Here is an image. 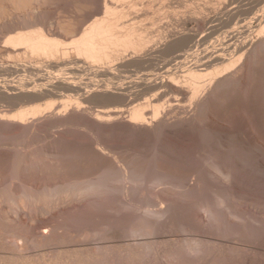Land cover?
Wrapping results in <instances>:
<instances>
[{
    "label": "rangeland",
    "instance_id": "rangeland-1",
    "mask_svg": "<svg viewBox=\"0 0 264 264\" xmlns=\"http://www.w3.org/2000/svg\"><path fill=\"white\" fill-rule=\"evenodd\" d=\"M222 1L0 0V264H264V48L257 44L261 22L264 25V0H225L224 9ZM103 3L123 13L119 23L141 28L151 42L149 47L163 38L161 42L174 45L163 53L166 56L140 69L118 67L115 77L101 81L83 73L56 77V69L25 71L21 67L26 65H20L28 58L16 57L5 48L6 30L17 21L15 26L25 27L37 20L45 30L50 28V34L69 43L87 22L104 16ZM185 15L193 20L185 17L186 21ZM179 18L184 19L182 24ZM2 24L8 27L1 30ZM186 29L190 35L179 37L186 35ZM233 57L247 61L239 77L242 82L235 74L237 82L212 87L217 78L211 81L213 69L226 75L222 66ZM12 63L18 65L17 70L8 69ZM200 70L206 78L196 80L192 75ZM43 73H49L47 78L42 79ZM158 77L187 84L185 90L198 84L196 99L164 86L153 91L135 84ZM191 78L196 82L186 81ZM121 83L119 93L127 102L116 99L109 109L85 95ZM207 86L212 87V94ZM21 90L41 93V97L14 100L11 95ZM162 91L154 103L152 92ZM70 98L80 100L79 112L68 103ZM149 98L164 107L156 117L162 119V128L135 133L124 126L102 125L121 117L128 120L131 106L150 102ZM46 101L53 104L40 115L43 118L38 117L40 125L37 117L27 119V126L21 124L26 129L11 123L19 107ZM64 102L70 110L66 114ZM102 108L121 113L104 123L95 115ZM150 109H144L146 118ZM62 113L66 120L59 119ZM36 123L40 127L29 128ZM129 168L144 170L149 181L143 180L137 190L121 181L116 194L98 198L65 188ZM156 171L177 183V191L186 195L176 196L165 192L161 184H151ZM140 218L156 224L153 232ZM90 255L95 259H89Z\"/></svg>",
    "mask_w": 264,
    "mask_h": 264
},
{
    "label": "bare ground",
    "instance_id": "bare-ground-1",
    "mask_svg": "<svg viewBox=\"0 0 264 264\" xmlns=\"http://www.w3.org/2000/svg\"><path fill=\"white\" fill-rule=\"evenodd\" d=\"M94 1V0H93ZM106 1V0H105ZM123 1V0H122ZM174 1V0H173ZM176 1V0H175ZM224 1L223 0L222 2V7L224 9ZM232 1V0H231ZM84 2V1H83ZM170 2V1H169ZM221 2V1H220ZM177 3V2H176ZM181 3V2H180ZM209 3V2H208ZM36 4V3H35ZM104 5L102 6L103 7V14L104 16L103 17H99V18H93L92 21H90L89 23L87 22L86 25L79 29L78 32L73 35L70 39V42L69 43H65L64 40L60 39L59 37H57L55 34H50L49 31L48 32V29L50 28H47V30H45V27L42 23H39V22H33L29 21V23H27L29 26H24L23 25H17V22H15L16 24L14 25V23L11 24V26L13 25V27H8V29L6 30V37H5V41H3L5 43V48H8L9 52H12L14 53L13 55L16 56V57H19L20 55L23 56V58H28V60H26L24 62V64L22 63L20 66L22 65H26L24 67H21L23 68V70L25 69V71H28L30 72L32 69H35V68H40L42 70L44 69H56V71L58 73H56L54 76L56 77H68L70 74H74V73H83L84 75H93L92 77H94L93 80H95V78H99L97 79L98 81H101V80H106V79H103L102 77H108V79H112L113 77H115V72L117 70L118 67H122L123 69L124 68H127V67H143L144 65H146L149 61H152V59H156V57L160 56L161 55H165L163 53H165V51L171 47L173 44V41L172 42H168L166 41V43H163L161 41H157L155 42L154 41V45L149 47L147 44H149L148 42H150L146 36L143 35V31L141 32V28L135 26L133 23H125V24H121L119 23V19H121L123 17V13H119L115 10V8L113 7H110L108 6L106 3H103ZM170 5V4H169ZM228 5V4H227ZM174 6V5H173ZM202 6V5H201ZM210 6V4L208 5ZM136 7V6H135ZM206 7V6H205ZM216 7V6H215ZM220 7V8H222ZM225 7H226V4H225ZM96 8V7H95ZM198 8V7H197ZM204 8V7H203ZM219 8V7H217ZM227 8V7H226ZM117 9V8H116ZM205 9V8H204ZM215 9V8H214ZM208 10V8H207ZM211 10V9H209ZM218 10V9H217ZM221 10V9H220ZM177 11V10H176ZM197 11V10H196ZM205 11V10H204ZM185 12V11H184ZM222 12V11H221ZM176 13V12H175ZM197 13V12H196ZM199 13V12H198ZM216 13V11H215ZM201 14V13H200ZM212 14V13H211ZM218 13H216L215 15H217ZM187 15V14H186ZM184 16V18L188 17V16ZM189 15V14H188ZM195 15V14H193ZM206 15V14H205ZM208 15V14H207ZM206 15V16H207ZM33 16V15H32ZM31 16V17H32ZM94 16V15H93ZM111 16V17H109ZM214 16V15H213ZM37 17V16H36ZM139 17V16H138ZM179 17V16H178ZM183 17V16H181ZM190 17V18H189ZM188 17V19H192L191 15ZM202 17V16H201ZM209 17V16H208ZM173 18V17H172ZM176 18V17H175ZM185 18V20L187 21V19ZM200 18V17H199ZM206 18V17H205ZM19 19V18H18ZM33 19V18H32ZM39 19V18H37ZM177 19V18H176ZM180 19V18H179ZM183 19V18H182ZM181 20V19H180ZM184 20V19H183ZM180 22V24H182V21ZM190 20V21H191ZM21 21V20H20ZM24 21H27L24 19ZM176 21V20H175ZM194 21L197 23H199V20L198 19H194ZM193 21V22H194ZM10 22V21H9ZM22 22V21H21ZM20 22V23H21ZM185 22V21H184ZM192 22V21H191ZM205 22V21H204ZM264 22V21H263ZM8 23V22H7ZM11 23V22H10ZM19 23V22H18ZM156 23V22H155ZM177 24V23H176ZM186 25V23H183ZM187 24L189 25V23L187 22ZM194 24V23H193ZM201 24V22L199 23ZM6 25V24H5ZM4 25V26H5ZM169 25V24H168ZM3 24H2V28L1 30H4L5 28H7L5 26V28L3 29ZM187 26V25H186ZM259 26V25H258ZM171 28V27H170ZM186 28V27H185ZM164 29V28H163ZM259 29V28H257ZM168 30V29H167ZM170 30V29H169ZM177 30V29H176ZM187 30V29H186ZM190 30V29H189ZM173 31V30H172ZM171 31V33H172ZM259 32L258 36L259 38H257V44H261L262 47L264 48V25L260 24V29L258 30ZM4 32V31H3ZM1 33V31H0ZM5 33V32H4ZM54 33V32H52ZM188 33V30L186 32V35H183V33L180 35L179 37H183V38H187L189 34ZM195 32L192 31V34H194ZM255 33V32H254ZM176 34V35H177ZM146 35V34H145ZM3 36V35H2ZM149 36V35H148ZM147 36V37H148ZM175 37V36H174ZM192 37V36H191ZM4 38V36H3ZM152 39V37H151ZM161 39V38H160ZM69 40V39H68ZM251 40V39H250ZM254 40V39H253ZM1 41V40H0ZM67 41V40H66ZM178 41V40H177ZM165 42V41H164ZM151 43V42H150ZM174 43L176 44V42L174 41ZM184 43V42H183ZM249 43V42H248ZM153 44V43H152ZM256 43H252L250 44L253 45L252 47L255 46ZM230 46V45H229ZM4 48V49H5ZM261 48V47H260ZM253 49V48H252ZM170 51V50H169ZM258 51V50H257ZM7 52V51H6ZM8 53V52H7ZM6 53V54H7ZM167 53H169L167 51ZM172 53V52H171ZM242 53V52H241ZM245 53V52H244ZM247 54V52H246ZM253 54V53H252ZM236 55H240V54H236ZM245 55V54H244ZM250 55V54H249ZM166 56V55H165ZM248 56V55H246ZM251 56V55H250ZM241 57V56H240ZM159 58V57H158ZM175 58V57H174ZM238 57H233L232 59H236ZM243 58V57H242ZM242 58H240L242 60ZM16 59V58H15ZM230 59V60H232ZM244 59V58H243ZM229 60V61H230ZM233 60V61H234ZM238 60V62H237ZM116 61V62H115ZM231 61L230 64L227 63L226 65V62L225 64L222 66L223 68V71H227L226 75L224 73V75L222 76L220 73V70L216 71L215 72V68L213 69L214 72L213 74L210 75L212 76V79H216L214 80V84L212 82V87L214 85V87H222V86H225L227 84H232L231 82H233L234 80H237L240 79L239 77L241 76L242 77V74L244 73L245 71V68L246 67V62H240L239 61V58L236 59V61ZM243 61V60H242ZM115 62V63H114ZM228 62V61H227ZM233 62V63H232ZM150 63V62H149ZM13 64V63H12ZM222 64V63H221ZM14 66H8V69L13 71V70H17V68H15V65L18 66L17 64H13ZM179 65V64H178ZM200 65V64H199ZM148 67V66H147ZM216 67V66H215ZM44 68V69H43ZM129 68V69H130ZM139 68V69H140ZM137 69V68H136ZM122 69H120L121 71ZM197 70V69H196ZM55 71V70H54ZM124 71V70H123ZM127 71V69H126ZM125 71V72H126ZM138 71V69H137ZM188 70H186L187 72ZM193 71L192 73H194L195 70H191L190 69V72ZM198 71V70H197ZM196 71V72H197ZM201 71V70H200ZM222 71V70H221ZM230 71V72H229ZM10 72V71H9ZM183 72V71H182ZM185 73V71H184ZM189 73V72H188ZM198 73V72H197ZM193 74L192 76L194 78L197 79H200V78H204L205 74H203L204 72H199L198 74ZM202 73V74H200ZM49 74V73H48ZM47 73H43L42 75V79L44 78H47ZM191 74V73H190ZM223 74V73H222ZM235 74H237V78H235ZM81 75V74H80ZM170 75V74H169ZM187 75V74H186ZM209 75V77H210ZM221 75V77H220ZM188 76V75H187ZM191 76V77H192ZM214 76V77H213ZM245 76V75H244ZM90 77V76H88ZM172 77V76H171ZM169 77V80L164 78V77H158V78H154V79H149V78H143V79H139L137 81V83L135 84H139V85H143L146 87L147 90H153L155 88H158L159 87H166L170 90H175L177 92V94H186L187 97H190V98H194L199 88V85H195L193 83V85L191 86V89L189 90H185V86L187 85H178V82L177 84L174 83V80H170ZM189 77V76H188ZM208 77V78H209ZM219 77V78H218ZM167 78H168V75H167ZM194 78H191L189 80H186V81H192L193 80L195 81ZM206 78V76H205ZM206 79V80H209L210 79ZM82 79V78H81ZM79 80V79H78ZM241 80V79H240ZM243 80V78H242ZM241 80V82H242ZM60 81V80H59ZM58 81V82H59ZM186 81L184 83H186ZM57 82V83H58ZM135 81H130V83H134ZM196 82V81H195ZM199 82V81H198ZM197 82V83H198ZM235 82V83H236ZM52 83H55V85L57 84L56 82H52ZM65 82L63 83H60V84H64ZM189 83V82H188ZM201 83V82H199ZM205 83V82H204ZM203 83V84H204ZM190 84V83H189ZM202 84V83H201ZM210 84V83H209ZM42 85V84H41ZM65 85V84H64ZM90 85V84H89ZM129 85V84H128ZM127 85V86H128ZM205 85V84H204ZM208 85V84H207ZM45 86V85H44ZM52 86V85H51ZM84 86V85H83ZM100 88L102 85H99ZM124 86V85H123ZM126 86V85H125ZM188 86V85H187ZM2 87V86H1ZM202 87V85H201ZM208 87V86H207ZM212 87H210L212 89ZM217 87V88H218ZM123 87H122V83L119 84L118 87H105L104 89H100V90H94V91H89V92H85V95L87 96H90L91 99L94 98L95 100L98 99L100 102L103 103L104 106H110V102H115L119 99H125L126 96L123 95V94H120L119 93V90H121ZM206 87H204L205 89ZM210 88L208 87V91L210 92ZM61 90V89H60ZM201 90V89H200ZM216 88L213 89V91H215ZM47 91V90H46ZM54 91V90H53ZM71 91V90H70ZM188 91V92H187ZM199 91V90H198ZM207 91V92H208ZM217 91V90H216ZM44 92V91H43ZM61 92V91H60ZM79 92V91H78ZM124 92V90H123ZM211 94L213 93L212 91L210 92ZM10 94V93H9ZM41 94V93H40ZM40 94H37L36 92H33V91H28V90H21V91H17L15 92V94L11 95L12 98L14 100H22L23 102H29L31 100H36L38 99L40 96ZM58 94V93H57ZM166 94V93H165ZM202 94V92H201ZM150 95V94H149ZM153 95L151 98V100L156 103L155 101H157L160 97L163 96V91L162 92H157L155 94H152ZM189 95V96H188ZM200 95V94H199ZM203 95V94H202ZM10 95L6 96V98H11L9 97ZM141 96V95H140ZM197 97V96H196ZM195 97V99H196ZM210 97V95H209ZM69 97H67L68 99ZM141 98V97H140ZM148 98V97H147ZM175 98V97H174ZM199 98V97H198ZM208 98V97H207ZM49 99V98H48ZM72 102H71V100ZM68 101V103H73L74 107L77 109V111L79 112V108H80V100H75V102H73V98H70ZM92 99V100H94ZM117 99V100H116ZM188 99V98H187ZM205 97L204 98H200L198 99L197 101H199L197 103L198 104H202L203 101H204ZM97 100V101H98ZM150 100V98H149ZM148 100V101H149ZM150 100V102H146L144 104H140V105H136V107L131 106V109L128 110V120L124 119V118H120V116H123L122 114L119 116L120 119H118L117 122H114L113 124H103L102 125H105V127L108 125V127H114V126H121V129H123L124 127L125 130L129 129L130 132H149V131H152L153 129L154 130H157V129H160L164 126V123L161 121V120H157L156 117L159 114L162 115V111L164 109L163 105L162 104H154L152 103ZM176 100V99H175ZM194 100V99H193ZM208 100V99H207ZM43 101V100H42ZM52 101V100H50ZM47 104L48 102L46 101L45 104L43 105H37L33 107V104L32 103H29V104H32V106H28V103L25 105H23L22 107H29V108H26V109H17L19 110L18 112L16 111V113H14V115L12 114L11 115V123L13 122H17L19 123L20 125L21 124H25V126H27V119L29 118H36V122H39L40 119L38 117H40V115H42L44 112H46L47 110L51 109V105L50 104H53L50 103ZM98 101V102H99ZM125 101V100H123ZM45 102V100H44ZM57 102V101H56ZM99 102V103H100ZM122 102V101H121ZM127 102V101H125ZM158 102V101H157ZM179 102V101H178ZM62 103V102H61ZM67 102H64V106H63V111L65 112V110L67 109L66 108V105L68 104ZM98 103V104H99ZM139 103V102H138ZM15 104V103H14ZM62 104V105H63ZM108 104V105H107ZM117 104V103H116ZM130 104V103H129ZM133 104V103H132ZM17 105V104H16ZM101 106L104 108V106ZM13 106V105H12ZM15 106V105H14ZM146 106L150 107V112L149 115H150V118H146L145 115L147 114L146 111L144 110L146 108ZM16 107V106H15ZM180 107V106H179ZM73 108V107H72ZM97 108V107H96ZM102 108V109H103ZM103 109V110H100L99 112H97L95 115L96 116H99L100 120H102L104 123H108L111 116H116L118 114H120L121 112L119 110H106ZM115 108V106L113 107ZM130 108V107H129ZM189 108V107H188ZM93 109V108H92ZM101 109V108H100ZM109 109V108H107ZM149 109V108H148ZM190 109V108H189ZM197 109V108H196ZM62 111V108L60 109ZM69 110V109H67ZM84 110V109H83ZM59 111V110H58ZM56 112V111H55ZM70 112V110H69ZM75 112V111H74ZM85 112V111H84ZM83 112V113H84ZM179 112V111H178ZM48 114V113H47ZM46 114V116H47ZM66 114V112H65ZM65 114L62 113L61 116H64ZM76 114V113H74ZM124 114V113H123ZM126 114V113H125ZM56 115V114H54ZM59 115V114H58ZM51 116V115H49ZM68 116V114H67ZM71 116V114H70ZM95 116V117H96ZM44 117V116H43ZM43 117H40V118H43ZM60 117V116H59ZM69 117V116H68ZM77 117V116H76ZM80 117V116H79ZM102 117H107L109 119H104ZM112 117V119H113ZM117 117V116H116ZM114 117V118H116ZM124 117V116H123ZM166 117V116H165ZM6 118V117H5ZM47 118V117H46ZM50 118V117H48ZM71 118V117H70ZM118 118V117H117ZM59 119H64L66 120V116L64 117H60ZM89 119V118H88ZM117 120V119H116ZM181 120V119H180ZM196 120V119H195ZM42 121V120H41ZM62 121V120H61ZM101 121V122H102ZM26 122V123H25ZM44 122V121H43ZM57 122V121H56ZM64 122V121H63ZM68 122V120H67ZM166 122V121H165ZM182 122V120H181ZM187 122V121H186ZM10 123V122H9ZM16 123V124H17ZM30 123V122H28ZM42 123V122H41ZM69 123V122H68ZM110 123V122H109ZM169 123V122H168ZM40 125V122L38 123ZM50 124V123H49ZM173 124V123H172ZM184 124V123H183ZM18 125V124H17ZM36 124L34 125H31L29 128L32 129L33 127H37L39 126ZM64 125V124H63ZM101 125V124H100ZM99 125V126H100ZM110 125V126H109ZM163 125V126H162ZM23 126V125H21ZM124 126V127H123ZM162 126V127H160ZM171 126V125H170ZM185 126V125H184ZM187 126V125H186ZM40 127V126H39ZM43 127V126H42ZM123 127V128H122ZM3 128V127H2ZM24 129H26L27 127H24ZM28 128V129H29ZM120 128V127H119ZM34 129V128H33ZM103 129V128H102ZM153 130V131H154ZM152 131V132H153ZM11 132V131H10ZM25 132V131H24ZM30 132V131H28ZM32 132V130H31ZM147 132V133H148ZM134 134V133H133ZM146 134V133H145ZM151 134V133H150ZM138 135V133L136 134ZM140 135V134H139ZM149 135V134H148ZM146 136V135H145ZM155 163V162H154ZM129 165V164H128ZM134 166V165H133ZM214 169H216L215 166H212ZM111 168V167H110ZM136 169V168H135ZM133 168H129L128 171H115V173H104V175L102 177H99L91 182H87V183H82V182H72L68 185H66V189L68 190H72L71 192H77L76 190H79L81 191V193H85V194H88V195H92V196H95V197H102L104 195H114L116 194L117 192V183L123 181V182H127V184H130V189L132 188L133 190H137V188L139 189V186L144 185V182L143 180H146L145 178V172L143 170V172H140V171H137V169L135 170ZM139 169V168H138ZM148 170V169H147ZM146 171V170H145ZM151 173V172H149ZM148 174V172H147ZM148 179V178H147ZM150 180H151V184L155 185V184H161L164 186V190L165 192L167 191V193H173L174 195H178V196H181V197H184L186 194L184 192H178L179 190L177 189L178 188V185L177 183H173L169 180V177H167L164 173L160 172V171H156L155 173L152 174V176L150 177ZM146 181H149V180H146ZM142 185V186H143ZM129 186V185H128ZM127 186V187H128ZM122 187V186H121ZM150 187V186H149ZM144 188V187H143ZM195 188V187H194ZM128 189V188H126ZM192 189V188H191ZM121 190V189H120ZM178 190V191H177ZM78 191V192H79ZM127 191V190H126ZM132 191V190H131ZM138 193V192H137ZM51 194V191H48L47 192V196ZM123 194V193H122ZM132 194V192H131ZM135 194V193H134ZM140 194V192H139ZM176 195V196H177ZM133 196V195H131ZM137 197V196H135ZM144 201V200H143ZM141 202V201H140ZM147 202V201H146ZM134 203V202H133ZM145 203V202H144ZM143 204V203H142ZM126 206V205H125ZM128 206V205H127ZM135 206V205H134ZM146 207V206H145ZM135 208V207H134ZM166 210V209H165ZM146 211V210H144ZM164 211V210H163ZM166 213V212H165ZM149 215V214H148ZM143 217V216H142ZM145 218V217H144ZM135 219V218H134ZM141 220L143 218H140ZM137 220V219H136ZM141 220H140V223H141ZM146 221V220H145ZM143 219V222L146 223ZM138 222V221H137ZM142 222V225L140 226H143ZM150 222V221H149ZM147 222L148 226H151V229L145 224V227L147 226V229L149 228L150 229V232H153V230L155 229L154 227H156V224L155 223H149ZM136 223V222H135ZM138 224V223H137ZM139 226V227H140ZM144 229V226L142 227ZM154 228V229H153ZM149 229L147 230L149 232ZM153 229V230H152ZM151 242V241H150ZM145 243V242H144ZM139 245V244H138ZM143 245V244H142ZM117 247V246H116ZM104 248V247H103ZM86 250V249H85ZM106 250V248H105ZM62 251V250H60ZM70 252V251H69ZM103 252V251H102ZM139 252V251H138ZM66 253V252H65ZM75 253V251H74ZM136 253V252H135ZM135 253H132L131 255L134 254V256H136L137 254ZM72 255V254H71ZM19 256V255H18ZM76 256V255H75ZM80 256V255H79ZM95 255H93L94 257ZM99 256V255H98ZM92 257V258H93ZM137 257V256H136ZM1 258V257H0ZM23 258V256H22ZM81 258V257H80ZM91 258V255H90V258L89 259H92ZM97 258V257H96ZM95 259V258H93ZM67 260V259H65ZM73 260V259H72ZM75 260V259H74ZM73 260V261H74ZM77 261V260H76ZM98 261V260H97ZM78 262V261H77ZM69 263V262H68ZM95 263V262H93ZM92 263V264H93ZM98 263V262H97ZM91 264V263H90Z\"/></svg>",
    "mask_w": 264,
    "mask_h": 264
}]
</instances>
